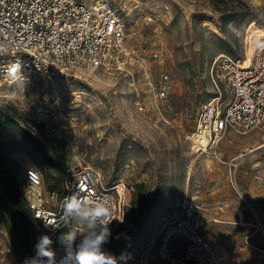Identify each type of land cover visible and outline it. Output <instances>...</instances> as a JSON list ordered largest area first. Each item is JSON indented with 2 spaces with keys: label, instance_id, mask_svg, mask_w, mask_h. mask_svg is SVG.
Returning <instances> with one entry per match:
<instances>
[{
  "label": "rangeland",
  "instance_id": "rangeland-1",
  "mask_svg": "<svg viewBox=\"0 0 264 264\" xmlns=\"http://www.w3.org/2000/svg\"><path fill=\"white\" fill-rule=\"evenodd\" d=\"M115 1L127 13L128 41L144 59L143 70L122 75L75 69L0 89V174L9 191L0 185V264H24L42 235L58 248L34 221L28 228L15 220L9 196L22 199L25 170L36 168L51 189L87 166L107 186L119 187L129 206L126 223L104 245L117 257L124 254L118 264H196L184 258L178 237L161 256L163 233L187 199L205 214L215 207L225 215L220 221L229 222L207 224L202 231L210 241L230 250L243 242L251 253L248 264H264L255 249L264 251V131L231 132L204 154L192 138L201 107L214 101L225 107L232 97L226 83L214 82L217 57L246 64L253 44L264 38V0ZM161 80L170 91L159 111L151 104ZM138 102L147 104L145 112ZM238 212L241 226L232 224Z\"/></svg>",
  "mask_w": 264,
  "mask_h": 264
},
{
  "label": "built area",
  "instance_id": "built-area-1",
  "mask_svg": "<svg viewBox=\"0 0 264 264\" xmlns=\"http://www.w3.org/2000/svg\"><path fill=\"white\" fill-rule=\"evenodd\" d=\"M129 25L127 13L116 6L115 0H0V89L26 86L34 79L51 80L75 69L133 75L143 70L145 61L129 44ZM153 57L158 59L160 53H153ZM13 67H20L14 75L10 74ZM145 75L151 80L147 72ZM212 76L216 84L224 82L230 87L232 97L225 107L220 101L201 107L193 136L209 131L208 146L199 147L203 154L216 151L231 132L249 135L264 131V38L253 44L246 64L231 55L217 57ZM166 81L156 84L159 90L153 95L151 105L159 111L169 99ZM149 85L154 87L152 81ZM137 106L140 112L147 110L146 103L138 102ZM118 190L119 187L107 186L101 174L90 166L68 175L54 190L47 188L42 174L33 167L25 170L21 183L32 218L41 230L54 236V244L64 232H85L75 221L66 222L63 215L65 197L78 191L93 201H109L114 218L111 231L125 224L129 206L121 200ZM204 227L199 205L185 200L182 212L164 232L161 254L164 250L166 254L168 243L178 237L185 245L187 261L243 264L220 254L202 233ZM249 240L247 237L246 243L252 246ZM57 244L54 249L59 260L64 249L58 241ZM255 249L264 257L263 250Z\"/></svg>",
  "mask_w": 264,
  "mask_h": 264
},
{
  "label": "clouds",
  "instance_id": "clouds-1",
  "mask_svg": "<svg viewBox=\"0 0 264 264\" xmlns=\"http://www.w3.org/2000/svg\"><path fill=\"white\" fill-rule=\"evenodd\" d=\"M19 69L13 67L10 74L14 75ZM29 175L31 178L32 174ZM63 215L66 222L75 221L85 228V232L67 231L57 237L64 249V255L59 260L51 237L42 235L35 245V256L27 258L24 264H118L119 260L126 259L124 254L117 257L104 250L112 235L110 224L114 219L108 200L93 201L78 191L65 197ZM81 236L77 244V237ZM116 238L119 239V235Z\"/></svg>",
  "mask_w": 264,
  "mask_h": 264
},
{
  "label": "crops",
  "instance_id": "crops-1",
  "mask_svg": "<svg viewBox=\"0 0 264 264\" xmlns=\"http://www.w3.org/2000/svg\"><path fill=\"white\" fill-rule=\"evenodd\" d=\"M200 207V206H199ZM200 209H201V207H200ZM201 213H202V215H203V219H204V221H205V226L207 225V224H210V223H212V224H225V223H229V222H224V221H220V219L218 218V216H225V215H223L222 213H220L219 211H217V209L215 208V207H211L210 209L208 208V212L205 214V213H203V211H202V209H201ZM243 217L245 216V214H243L242 215ZM236 222L235 223H232V224H236V225H238V226H241L242 225V223H241V215H240V213L238 212L237 213V215H236ZM231 224V223H230ZM202 233L204 234V236H205V238L207 239V240H209L208 238L211 236V234L209 233V232H207L206 234L202 231ZM163 235H164V233H163ZM247 237H249L250 238V240H249V243L251 244L252 243V240L253 239H251V236H245L243 239H244V241H245V244H246V238ZM173 239H175V238H173ZM172 239V240H173ZM210 241V240H209ZM215 247H216V249H217V251L220 253V254H222V255H224V256H226V257H228V258H231V259H234V260H238V261H240L241 263H243V264H248V263H250V260L248 259L249 258V254H251L250 252H248V249L246 248V247H244V243L242 242L241 243V248H239V249H237V250H230L229 248H225V246H224V244H223V242H222V244H220L219 245V243H217L216 241H210ZM170 243V242H169ZM168 243V244H169ZM163 245H164V242H163ZM217 245V246H216ZM252 245V244H251ZM168 246V245H167ZM248 255V256H247ZM162 257H163V255H161ZM165 258V257H164ZM174 261V260H173Z\"/></svg>",
  "mask_w": 264,
  "mask_h": 264
},
{
  "label": "trees",
  "instance_id": "trees-1",
  "mask_svg": "<svg viewBox=\"0 0 264 264\" xmlns=\"http://www.w3.org/2000/svg\"><path fill=\"white\" fill-rule=\"evenodd\" d=\"M0 185L6 192H9L5 176L2 173L0 174ZM51 189L54 190V189H57V187L51 188ZM21 196H22V199L17 198V197H13L12 195H10L9 197L12 201L14 208L18 212V216L16 217L15 220L21 221L25 226H27L29 228L31 221H34V219L32 218L31 213L28 210L27 202H26L22 192H21ZM25 207H26V209H25ZM28 213L30 214V216L28 215ZM12 218H14V216H12Z\"/></svg>",
  "mask_w": 264,
  "mask_h": 264
},
{
  "label": "bare ground",
  "instance_id": "bare-ground-1",
  "mask_svg": "<svg viewBox=\"0 0 264 264\" xmlns=\"http://www.w3.org/2000/svg\"><path fill=\"white\" fill-rule=\"evenodd\" d=\"M250 58H251V55H250ZM219 99H220V98H219ZM219 99H218V100H219ZM215 100H217V99L215 98ZM218 100H217V101H218ZM203 106H206V104H204ZM192 138H193V141H194V149L196 148V149H197L196 152H200V150H199V147H200V146H201V147H203V146H204V147L208 146V143H209V141H210V133H209L208 130H205V131H203V132H201V133H198V134L192 136ZM200 156H201V154L198 155L197 159H199Z\"/></svg>",
  "mask_w": 264,
  "mask_h": 264
}]
</instances>
